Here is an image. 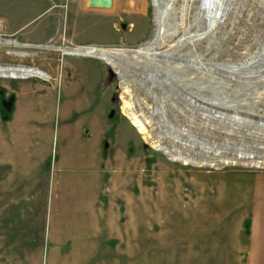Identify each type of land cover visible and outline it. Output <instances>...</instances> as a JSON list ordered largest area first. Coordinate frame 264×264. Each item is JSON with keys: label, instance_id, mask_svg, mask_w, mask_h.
I'll use <instances>...</instances> for the list:
<instances>
[{"label": "rangeland", "instance_id": "1", "mask_svg": "<svg viewBox=\"0 0 264 264\" xmlns=\"http://www.w3.org/2000/svg\"><path fill=\"white\" fill-rule=\"evenodd\" d=\"M171 3L175 12L170 10L162 23L174 37L159 39L156 49L169 52L154 60L130 49L153 32V0H115L105 10L86 5L79 28L72 13L68 27L42 44L18 41L3 30L0 63L37 67L48 75L0 77V89L12 99L10 107L14 94L20 99L26 95L20 91L24 84L84 83L82 71L89 68L103 71L110 102L108 123L102 127L101 197L92 212L84 213V228L78 226L84 222L78 193L74 199L64 196L53 179L47 186L41 180L31 187L19 171L15 176L14 165L0 162V264H199L196 251L199 256L216 245L213 241L229 237L225 234L252 228V210L264 188L229 186L250 179L264 187V79H247L253 88L241 92L230 112H215L212 105L190 98L235 97L237 79L215 74L210 64L255 57L264 41V0H233L222 22L209 31L212 22L206 15L208 25L191 40L182 33L213 6L211 0H204V10L200 0ZM35 13L33 0H0L3 23L28 29L37 21ZM91 44L127 49H121L115 66L66 51ZM125 101L132 103L144 131L126 114ZM5 115L0 97V136L14 147L9 137L14 123L11 118L5 122ZM0 142L3 154L5 141ZM127 165L133 170L120 171ZM223 186L228 188L223 191Z\"/></svg>", "mask_w": 264, "mask_h": 264}, {"label": "crops", "instance_id": "2", "mask_svg": "<svg viewBox=\"0 0 264 264\" xmlns=\"http://www.w3.org/2000/svg\"><path fill=\"white\" fill-rule=\"evenodd\" d=\"M33 5L35 25L23 29L25 24L6 20L4 30L8 36L21 42L46 43L63 26L68 27L72 13L74 26L79 28L80 16L84 15L88 3L87 0H33ZM69 27V36L73 37ZM103 76L101 69L89 68L82 71L84 83L71 79L61 85L51 81L24 84L20 91L26 95L20 99L14 94L11 114L14 131L13 137L12 134L9 137L15 146L11 147L7 138L0 136V141H5L0 162L14 165L15 176L19 171L21 180L30 181L29 185L36 188L41 180L46 186L52 179L57 180L64 196L74 199L77 193L80 195L83 213L80 221L84 222L76 225L83 228L87 219L84 213L93 211L102 192V127L108 123L110 102V89H105ZM8 128L12 131V127ZM18 128L20 136L16 134ZM69 139L70 143L66 142ZM122 163L124 165V161ZM121 168L120 171L126 173L133 170L128 165ZM229 187L244 191L264 188L262 183L250 179L235 180V185ZM225 188L228 187L223 186L221 190ZM252 212L255 221L249 232L238 230L225 234L229 237L213 241L216 245L212 249L199 251V256L196 251L195 260L199 264H264V222H259L264 220V195L260 196Z\"/></svg>", "mask_w": 264, "mask_h": 264}, {"label": "water", "instance_id": "3", "mask_svg": "<svg viewBox=\"0 0 264 264\" xmlns=\"http://www.w3.org/2000/svg\"><path fill=\"white\" fill-rule=\"evenodd\" d=\"M169 0H160L159 3H155L153 0V7L154 10L156 11V7H159V9H161L162 7H164L166 5V3ZM233 0H226L224 2L223 5V9H222V13H221V17L219 18V20L216 22V24L209 30H213L220 22H222V20L225 18L231 2ZM88 3V7L89 8H95V9H111L113 7L114 4V0H87ZM204 0H200V6L199 8H202L204 10V6H203ZM172 11V8H169L168 10ZM170 15V14H169ZM206 12L203 11L201 14V17L199 18V21L196 23V25L194 27H190V29L186 30L184 33H182L183 39L185 40H191L190 38H194L196 35V31L202 27L203 25H208L205 21L206 19ZM181 19V17H180ZM122 27L125 28L126 24H122ZM175 27V31H177V29L179 28V25L176 23ZM158 31H159V24L157 23L155 17H154V25H153V32L151 34V36L149 37V39L147 41H145L144 43L138 45L137 47H145L150 45L151 42L152 43V48H151V55L153 56L152 59H156V58H163L165 57L166 54H168V51L165 52L161 51L160 49H156V44L159 42H157V40L159 39L158 37ZM174 35L170 36L169 34H165V39H171L173 38ZM168 40H166L165 42H168ZM179 40V38H178ZM161 41V40H160ZM157 42V43H156ZM165 42H163L161 45L165 46ZM93 45V44H91ZM79 46H86V45H79ZM103 46V45H101ZM113 48H117V49H127V48H122L120 46H110ZM137 47H133L130 48L131 51L136 52L137 51ZM138 54H143L142 52L139 53V51H137ZM130 56L133 55H129L126 53L122 54V57H126V58H130ZM145 56V55H144ZM147 57V56H146ZM149 58V57H147ZM192 62V61H187ZM0 65H4L2 63H0ZM13 65H18V64H13ZM22 65V64H19ZM202 67L207 71L209 68V64H201ZM23 66H27L30 67L28 65H23ZM210 66L213 68V72L216 74L219 73L220 76L225 77L227 79H233V77H235L237 80V82H239V85L236 87V92H235V97L233 99H230V97H220L219 95L214 96L213 98H205L202 96L199 97H195V95L193 94L192 97L190 99H193V101H200V102H204L206 104L212 105V110L215 112L218 111H226V112H230L232 111L231 107H236L237 104V99L239 97V95H241V92L245 89H250L252 86L249 85L247 83V79L251 78V79H255V80H261L264 79V41L263 44L261 46V49L258 51V53L255 55L254 58H252L251 60H248L246 62H240V63H211ZM37 68V67H35ZM1 77V76H0ZM148 77L151 79V76L148 75ZM222 78H219V82H222ZM253 88V87H252ZM203 98V99H202ZM186 136V135H185ZM184 139H189L187 136L184 137ZM214 154V153H213ZM212 154V155H213ZM216 156V155H215ZM206 159H208L206 157ZM254 160V159H253ZM244 162V161H243ZM243 162H239L237 163L238 165L243 164ZM250 165H252L249 161H247ZM257 162H259L257 164ZM253 163L257 164L256 166H260L262 161L255 159L253 161ZM205 166H212L210 164H206ZM253 166V165H252Z\"/></svg>", "mask_w": 264, "mask_h": 264}, {"label": "bare ground", "instance_id": "4", "mask_svg": "<svg viewBox=\"0 0 264 264\" xmlns=\"http://www.w3.org/2000/svg\"><path fill=\"white\" fill-rule=\"evenodd\" d=\"M159 1L160 0H154V2L157 4L159 3ZM171 1L172 0H169L166 3V5L164 7H162L161 9H159V7H156L157 9L155 11V19H156L157 23L159 24V31H158L159 39L164 37L166 34L165 32H167V28H164V25H163L164 23H162V19H164V17L170 13L171 9L168 10L169 8H172V10L174 9V6L171 3ZM225 1L226 0H211V3L213 6H211L209 9H207L205 11L206 15H208L209 20H211V22H212L211 27H213L216 24V22L219 20V18L221 17V13H222V9H223V5H224ZM175 17H176V15H175V13H173V18H175ZM205 20L207 21V17ZM159 39L157 40V42L159 41ZM152 43L153 42H151L150 45L145 46V47H137V51H139V53L142 52L145 56L149 57L151 60H154V59H152L153 56L151 55ZM66 51H69V52L74 53V54L77 53L78 55H87V56H92V57L93 56L98 57V58H101L102 60L106 61L107 63H109L111 66H115V65H117V57H118L121 49H117V48H113V47H104L101 45H88V46H78L75 49H72V50L67 49ZM137 51H136V53H137ZM194 63H196V61ZM198 63L200 65L203 64L201 62H198ZM34 75H41V76H44L45 78H48V75L45 72H43L37 68H34V67H27V66H23V65H13V64L0 65V76L1 77H17V78H19V77H28V76H34ZM123 89H124V91H127L126 86H124ZM124 107H125V112L128 115V117L131 119V121L134 124L138 125L139 129L141 131H144V127L141 124L139 117L136 115V113L133 110L132 103L125 101ZM236 158L239 161V159H241L242 157L240 156V158L239 157H236ZM225 162H229V161H225ZM231 164H232V162H231Z\"/></svg>", "mask_w": 264, "mask_h": 264}, {"label": "trees", "instance_id": "5", "mask_svg": "<svg viewBox=\"0 0 264 264\" xmlns=\"http://www.w3.org/2000/svg\"><path fill=\"white\" fill-rule=\"evenodd\" d=\"M0 97L2 99L3 110L5 111V114H6L4 116V119L6 118L8 120V119L11 118V114H12V110H13V108L10 107L12 99L8 100V99L5 98L4 91H3L2 88L0 89Z\"/></svg>", "mask_w": 264, "mask_h": 264}, {"label": "built area", "instance_id": "6", "mask_svg": "<svg viewBox=\"0 0 264 264\" xmlns=\"http://www.w3.org/2000/svg\"><path fill=\"white\" fill-rule=\"evenodd\" d=\"M3 30H4V23H3V21L0 19V35H2Z\"/></svg>", "mask_w": 264, "mask_h": 264}]
</instances>
